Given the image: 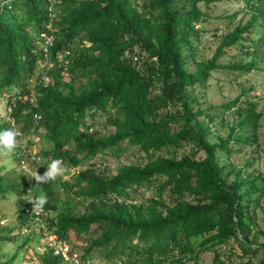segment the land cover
I'll return each instance as SVG.
<instances>
[{"label": "trees", "instance_id": "1", "mask_svg": "<svg viewBox=\"0 0 264 264\" xmlns=\"http://www.w3.org/2000/svg\"><path fill=\"white\" fill-rule=\"evenodd\" d=\"M216 1L221 0H56L51 18L46 0H0V96L11 97L10 120L0 119V131L11 128L22 136L34 123L43 126L50 163L88 165L71 181L58 177L40 185L22 170L16 176L0 172V199L6 193L17 197L18 226L34 218L25 212V196L41 187L47 198L43 208L56 212L47 217L50 230L65 239L69 232L79 237L91 227L100 231L88 247H77L91 260V250L98 247L106 250L107 263L120 264H187L197 260V250H211L213 264H227L219 253L227 247L238 250L244 264H254L253 256L264 247L249 214L250 202L258 200L251 194L260 191L259 176L225 171L220 152L231 151L230 141L254 142L237 132L245 133L248 122L254 128L260 114L249 109L226 137L217 135L212 142L209 122L216 113L201 109L197 94L206 90L216 69L226 67L218 62L224 52L254 54L264 48V0H243L256 9L251 21L223 35L212 56L203 59L200 24L208 15L198 3ZM257 11L263 16L259 30L254 28ZM49 21L55 30L51 54L68 51L71 62L67 79L50 69L52 82L42 86L37 83L43 57L39 33ZM256 63L254 58L232 64L234 76L257 69ZM239 99L222 106L231 110ZM101 118L113 130L89 133ZM126 147L142 160L122 161ZM171 148L190 153L163 154ZM102 155L122 161L113 174L99 169ZM143 185L150 188L145 204L135 200ZM57 187L67 198L59 208ZM76 207L84 211L74 214ZM42 257L43 264H67L50 251Z\"/></svg>", "mask_w": 264, "mask_h": 264}, {"label": "rangeland", "instance_id": "2", "mask_svg": "<svg viewBox=\"0 0 264 264\" xmlns=\"http://www.w3.org/2000/svg\"><path fill=\"white\" fill-rule=\"evenodd\" d=\"M139 1V0H134ZM198 6L202 11L208 15V20L202 22L200 26L203 29L200 37L201 44L199 46V55L203 59H209L214 53L216 47L220 43L223 35L234 29L237 25H244L251 21L253 12L256 11L253 7H249L243 0H221L212 2L208 5L202 2L198 3ZM258 14V11L255 15ZM263 20L262 14H258L254 19V28L259 30L260 23ZM256 39V38H254ZM250 50V49H249ZM237 50H227L219 58L218 62L226 65L224 68L216 69L214 76L218 77L217 80L214 76L210 78L206 90L198 92L199 107L206 109L211 107V112L216 113L212 122H209V140L217 141V135L226 137L229 133L231 126L237 124L241 119L246 117V113L249 109H253L255 113H259L260 116L257 119L256 126L251 128L249 122L247 123L245 133H238L237 137L240 139L250 138L254 139V142L242 144L240 142H229L231 151L229 153L220 152L224 155V163L227 165L225 171L241 169L243 175L252 173L254 176H259L256 179V185L260 188V191L251 194V197L258 198L257 201L250 202L249 214L254 221L253 232L257 234V240L260 243H264V48H255L254 54L243 50L242 52H236ZM257 60V69L242 74L236 78L237 71L231 68L232 64H245L249 63L252 59ZM240 71V70H239ZM32 87L33 82H30ZM252 87V88H250ZM33 90H31V95ZM10 93L0 96V119L10 120L9 118V106L8 102L11 101L9 97ZM240 97L235 108L226 110L222 105L228 103ZM24 100V97H21ZM194 109L197 105L194 104ZM102 126L91 127L88 132L92 133L94 130H98L100 134H108L113 128L109 125H105L103 118L99 119ZM97 131V132H98ZM45 128L43 126H34L22 136L17 137L16 154L12 155L7 152H0V172L1 173H13L14 176L19 171H25L29 174L37 172L43 175L47 166L50 164L49 159L51 155H45L51 152V146L44 137ZM125 159L122 160L126 164H137L142 160V154H138L132 147L125 148ZM183 153H190L188 148L163 151L164 155L179 156ZM104 162L101 161L98 164L99 169L102 171L113 174L121 165L122 161H118L114 156H104ZM4 165V167L2 166ZM64 168V174L61 176L62 180L71 181L72 175L78 173V171L84 170L88 165L81 164L77 166H68L62 164ZM233 175H230L228 180H231ZM34 179V178H33ZM147 185L140 187L138 194L136 195V201L141 204H145L148 201L150 188H146ZM33 192L35 196H38L42 189H35ZM62 188L57 187L54 195L58 197L57 208L62 207L67 198L62 194ZM140 193V194H139ZM142 193V194H141ZM23 198V196H22ZM29 198H31L29 196ZM25 199H27L25 197ZM17 197L14 194L6 193L3 198L0 199V234L6 235L5 239H0V263L6 261V259L14 256L10 264H43V253L46 250L41 246L47 235L46 229L49 226L47 219L43 218L41 221L35 218L25 221L22 225L18 226L19 221L15 216L17 213L16 201ZM84 209L76 207L74 214H78ZM46 217H55V211H47ZM28 215H30L28 213ZM7 228H12L11 232H7ZM20 229V230H19ZM19 230V231H18ZM43 232V236H38L37 233ZM100 231L96 227H91L89 234L76 237L73 232H69L66 240L75 247H79L82 250L89 246L91 240L99 235ZM30 238L26 242L25 239ZM222 258L227 261V264H244L246 258H244L238 250L231 251V248H219ZM81 251V250H80ZM106 252L103 248H93L91 250L92 261L94 264H120L119 261L107 263L104 256ZM197 260H190L187 264H213V252L211 250H197ZM264 258V247L258 248V253L253 256L254 264H258L259 259ZM124 262L125 259H122ZM125 264H131L130 261H125Z\"/></svg>", "mask_w": 264, "mask_h": 264}, {"label": "built area", "instance_id": "3", "mask_svg": "<svg viewBox=\"0 0 264 264\" xmlns=\"http://www.w3.org/2000/svg\"><path fill=\"white\" fill-rule=\"evenodd\" d=\"M46 2L48 3L47 9L49 16L53 18V8L56 0H46ZM39 40L41 43L43 57L38 61V67L40 70H42V72L37 82L47 85L51 81V77L48 73L50 69L59 71L61 74H63V76L67 77L71 62L69 58V52L62 51L51 54L50 49L53 48L55 44V30L52 27L51 21L47 23L45 30L39 33ZM36 118H39V116H36ZM29 196L31 198H29ZM35 198L36 197L32 194L27 195V202L29 205L26 206L25 212L29 213L32 217H34V219L36 218L41 221L45 215V211L43 209L33 211L34 205L29 202L30 199L34 201ZM117 200L120 199L117 198ZM39 233H41L43 236L42 231ZM43 238H45V240L42 243L41 250L43 247V250L52 252L67 264H89V261H91L90 258L84 257L79 250L75 249L66 240L59 238L55 234L49 233L47 231V235Z\"/></svg>", "mask_w": 264, "mask_h": 264}, {"label": "clouds", "instance_id": "4", "mask_svg": "<svg viewBox=\"0 0 264 264\" xmlns=\"http://www.w3.org/2000/svg\"><path fill=\"white\" fill-rule=\"evenodd\" d=\"M62 76H63V74H62ZM68 76H69V74H68ZM68 76L67 77L63 76V78L67 79ZM50 77H51V75H50ZM51 82H52V77H51V81L48 84H50ZM37 83H39V82H37ZM39 84H41L42 86H47L48 85V84L47 85H43L42 83H39ZM31 100H32V103H33V100H34L33 94H32V99ZM37 119H39V118H37ZM18 135H19V133L17 131H15V130L11 129V128L6 129L4 131H0V152H7V153L14 152L16 147H17V143H18V141H17ZM64 171L65 170H64V168L62 166V162L60 160H52L51 163L47 166V170H46V172L43 175L39 174L38 171H37V172L32 174L31 179L34 178L35 181L37 182V185H40L41 183H45V182H48L50 180H55L58 177L63 176ZM28 192L29 193L27 195L32 194L33 196H35L31 190H28ZM27 195L25 196L26 198H27ZM35 197L36 198H35L34 201L31 200V199L29 200V202H31L34 205L33 211H36V210H39V209H43L45 211V215L43 216V218L47 219V217H46V215H47L46 209L43 208V206L47 202L46 194L41 192L38 196H35ZM26 202H27V199H26ZM27 204L29 205L28 202H27ZM26 214H28V213H26ZM46 230L49 233L55 234L56 236L61 238L55 231L50 230L49 226H48V228ZM41 236H42V234H41ZM61 239L66 240L65 238H61ZM68 243L72 247L77 249V247L72 245L70 242H68ZM77 250H79V249H77ZM80 253L83 255V253L81 251H80ZM88 258H90V257H88ZM89 264H94V263L91 260V261H89Z\"/></svg>", "mask_w": 264, "mask_h": 264}]
</instances>
